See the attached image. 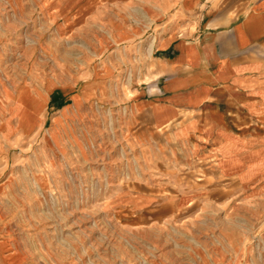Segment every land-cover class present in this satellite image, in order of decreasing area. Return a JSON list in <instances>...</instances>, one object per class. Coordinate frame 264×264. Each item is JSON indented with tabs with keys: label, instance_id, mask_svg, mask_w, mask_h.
Segmentation results:
<instances>
[{
	"label": "rangeland",
	"instance_id": "rangeland-1",
	"mask_svg": "<svg viewBox=\"0 0 264 264\" xmlns=\"http://www.w3.org/2000/svg\"><path fill=\"white\" fill-rule=\"evenodd\" d=\"M185 1L0 0V264H264V136L241 179L136 119Z\"/></svg>",
	"mask_w": 264,
	"mask_h": 264
},
{
	"label": "crops",
	"instance_id": "crops-1",
	"mask_svg": "<svg viewBox=\"0 0 264 264\" xmlns=\"http://www.w3.org/2000/svg\"><path fill=\"white\" fill-rule=\"evenodd\" d=\"M194 3L186 0L183 8L191 11L197 5L200 23L188 29L192 34L159 44L157 70L137 89L136 119L164 135L199 143V151L184 155L193 161L187 164L189 172L202 161L206 142L214 151L203 153L218 161L219 175L241 178L246 166L255 164L248 153L245 165H239L242 144L264 136V0L240 6L235 0Z\"/></svg>",
	"mask_w": 264,
	"mask_h": 264
},
{
	"label": "bare ground",
	"instance_id": "bare-ground-1",
	"mask_svg": "<svg viewBox=\"0 0 264 264\" xmlns=\"http://www.w3.org/2000/svg\"><path fill=\"white\" fill-rule=\"evenodd\" d=\"M21 117L24 119V116H23V114L21 115ZM23 119H22V121H24V122H25V119H24V120H23Z\"/></svg>",
	"mask_w": 264,
	"mask_h": 264
}]
</instances>
